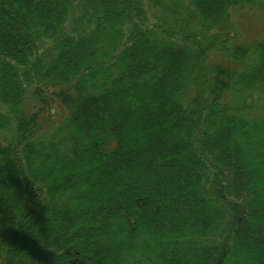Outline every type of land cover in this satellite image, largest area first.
I'll return each mask as SVG.
<instances>
[{"label":"trees","instance_id":"trees-1","mask_svg":"<svg viewBox=\"0 0 264 264\" xmlns=\"http://www.w3.org/2000/svg\"><path fill=\"white\" fill-rule=\"evenodd\" d=\"M238 5L264 11L0 0V264H264V39L226 45Z\"/></svg>","mask_w":264,"mask_h":264},{"label":"rangeland","instance_id":"rangeland-1","mask_svg":"<svg viewBox=\"0 0 264 264\" xmlns=\"http://www.w3.org/2000/svg\"><path fill=\"white\" fill-rule=\"evenodd\" d=\"M150 8V22H156L154 16V7ZM230 31L229 39L226 45H234L235 43L252 46L257 40L264 39V11L256 6H232L229 11ZM217 29L211 30L214 32ZM218 57V55H216ZM253 58L254 52L252 54ZM264 96V95H263ZM251 103V101H249ZM251 116H260L264 113V97L253 100V108L250 110Z\"/></svg>","mask_w":264,"mask_h":264}]
</instances>
